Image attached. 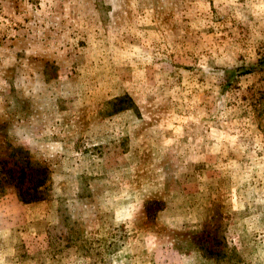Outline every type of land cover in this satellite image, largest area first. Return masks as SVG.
I'll use <instances>...</instances> for the list:
<instances>
[{"label":"rangeland","instance_id":"rangeland-1","mask_svg":"<svg viewBox=\"0 0 264 264\" xmlns=\"http://www.w3.org/2000/svg\"><path fill=\"white\" fill-rule=\"evenodd\" d=\"M0 264H264V0H0Z\"/></svg>","mask_w":264,"mask_h":264},{"label":"trees","instance_id":"trees-1","mask_svg":"<svg viewBox=\"0 0 264 264\" xmlns=\"http://www.w3.org/2000/svg\"><path fill=\"white\" fill-rule=\"evenodd\" d=\"M228 73H231L230 70L227 71ZM244 73H247L244 71ZM243 74L241 71L238 73V75ZM229 80V79H228ZM35 172L38 174L39 178H37L34 183L31 186H22L25 177H20V178H13L15 179L14 182V187L16 188V195L18 196L19 200L23 201L24 203H29L32 201H39L44 199L45 195L43 190L45 189L44 184L47 180L46 177V168L44 167H38V169H34ZM11 172V170L5 171V175H8ZM45 173V174H44ZM6 178V177H5ZM8 181H11L8 180ZM149 203V202H148ZM150 204L158 205L161 206L162 203L155 201V202H150ZM145 207L149 210L148 206L145 205ZM151 209V207H150ZM157 210H161V208H157ZM204 228L205 225L203 224ZM202 233L200 235H205V230L201 231ZM222 237V236H221ZM198 246L196 247V250L198 252L203 253L204 256H210L211 258H214L215 261L219 262V258L222 256L224 257V252L225 250H222V246L216 242V240H213V242L208 243L206 239H204L203 236H196L194 238ZM210 244H212L210 246Z\"/></svg>","mask_w":264,"mask_h":264}]
</instances>
